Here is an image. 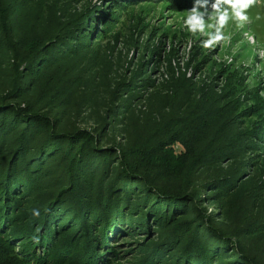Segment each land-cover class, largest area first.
Returning <instances> with one entry per match:
<instances>
[{"label": "trees", "instance_id": "16d2710c", "mask_svg": "<svg viewBox=\"0 0 264 264\" xmlns=\"http://www.w3.org/2000/svg\"><path fill=\"white\" fill-rule=\"evenodd\" d=\"M56 1L32 0L30 9L38 16L30 35L18 26L11 31L6 21L0 27L8 29L0 39L6 59L0 75V264H260L234 238L200 216L191 220L188 206H181L180 201L196 206L197 184L178 166L173 147L191 145L179 142L178 134L161 141L155 136L154 142L126 140L124 147L102 150L74 126L86 119V106L75 103L66 116L35 93L51 67L62 70L79 55L87 45L82 41L89 39L85 32H92L90 27L76 32L82 16L62 20ZM173 1L181 8L187 0ZM13 5L19 8L21 2ZM43 11L59 16L41 17ZM90 17L97 32H103L98 23L106 28L115 19L102 23L95 13ZM26 74L38 77L28 87L21 82ZM218 124L221 120L211 128L220 131ZM251 127L242 132L247 143L249 135L258 139L264 131L260 123ZM37 134L41 144L34 145ZM190 135L201 136L196 128ZM55 152L59 163L53 161ZM214 185L220 190L231 182L220 179ZM138 195L148 202H138Z\"/></svg>", "mask_w": 264, "mask_h": 264}, {"label": "rangeland", "instance_id": "374dc122", "mask_svg": "<svg viewBox=\"0 0 264 264\" xmlns=\"http://www.w3.org/2000/svg\"><path fill=\"white\" fill-rule=\"evenodd\" d=\"M13 1L0 0V27L6 21L11 31L18 26L30 35L38 16L30 9L33 2L19 0L18 8ZM56 2L62 20L69 14L75 21L82 16L76 32L88 27L92 32H85L89 39L82 41L87 45L80 47L78 58L63 63L62 70L51 67L35 93L63 109L66 116L75 103L86 106V119L74 126L88 133L90 143L102 150L124 147L135 139L154 142L155 136L161 141L178 134L179 142L191 144L173 147L178 166L186 176L191 172L197 184L196 206L180 201L181 206H188L191 220L200 216L264 264V131L258 139L249 135L248 143L242 134L259 123L264 127V0L249 9L250 22L243 27L229 21L226 39L215 50L203 49L204 37L185 28L190 0L181 8L173 0ZM117 8L120 15L115 13ZM94 13L102 23L115 16L114 22L106 28L107 24L98 23L103 32H97L90 17ZM44 16L59 14L43 11ZM7 32L0 30V39ZM0 60L1 75L6 60L1 50ZM31 76L21 77L24 86L38 79L36 74ZM218 120L220 131L211 128ZM192 126L201 136L190 135L195 130ZM224 136L228 137L225 143ZM33 138L34 145L41 144V136ZM56 156L57 152L53 161L59 163ZM220 179L229 180L231 187L218 190L214 184ZM140 197L138 202H148Z\"/></svg>", "mask_w": 264, "mask_h": 264}, {"label": "clouds", "instance_id": "9594fccd", "mask_svg": "<svg viewBox=\"0 0 264 264\" xmlns=\"http://www.w3.org/2000/svg\"><path fill=\"white\" fill-rule=\"evenodd\" d=\"M257 4L258 0H193L192 7L186 10L183 24L192 35L204 37L200 41L203 49L215 50L226 39L224 29L229 21L243 27L250 22L249 9ZM33 215L38 216L39 212L34 210Z\"/></svg>", "mask_w": 264, "mask_h": 264}]
</instances>
